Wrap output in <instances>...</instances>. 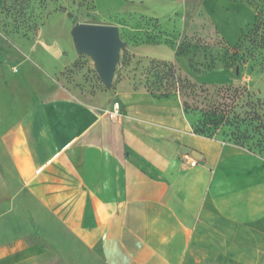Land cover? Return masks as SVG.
Returning a JSON list of instances; mask_svg holds the SVG:
<instances>
[{"label":"crops","instance_id":"obj_1","mask_svg":"<svg viewBox=\"0 0 264 264\" xmlns=\"http://www.w3.org/2000/svg\"><path fill=\"white\" fill-rule=\"evenodd\" d=\"M31 54L0 36V264H264V157L194 133L176 94L82 100Z\"/></svg>","mask_w":264,"mask_h":264},{"label":"rangeland","instance_id":"obj_2","mask_svg":"<svg viewBox=\"0 0 264 264\" xmlns=\"http://www.w3.org/2000/svg\"><path fill=\"white\" fill-rule=\"evenodd\" d=\"M262 5L264 0H180L158 17L144 12L163 10H155L150 0H29L10 9L0 0V36L8 46L31 52L58 85L82 100L96 103L120 83L154 96L176 94L193 128L202 111L228 102L224 97L233 88L243 91L234 102L238 113L249 109L248 102L264 100V47L247 52L241 46ZM80 23L118 30L121 45L109 84L91 55L77 50L72 28ZM170 83L177 88L167 93ZM245 127L251 138L243 146L225 124L208 126L203 135L264 157L258 132Z\"/></svg>","mask_w":264,"mask_h":264},{"label":"trees","instance_id":"obj_3","mask_svg":"<svg viewBox=\"0 0 264 264\" xmlns=\"http://www.w3.org/2000/svg\"><path fill=\"white\" fill-rule=\"evenodd\" d=\"M14 3H9V0H1L2 7L15 8L21 6L23 3H28L29 0H13ZM27 6V5H26ZM25 6V7H26ZM258 21L253 25L249 35H246L241 43V46L247 52H252L256 47H264V5L260 6L257 15ZM34 25H29L32 28ZM248 43V45H244ZM164 66H168L169 70H172L171 64L162 63ZM172 74V73H171ZM183 87V85H181ZM176 83H170L165 92L169 93L171 90H175ZM243 95V91H239L237 88H233L229 95L224 98L228 99V102L220 104L221 106H215L209 110H204L200 113V118L193 125V132L199 135H203L205 128L208 126H218L219 124H225L232 127L234 130L231 132L232 140L240 145H245L251 136L248 132V128H241L244 124L250 129L258 132L260 138L258 139V146L264 147V114L260 113L261 106L264 105L263 101H250L247 103L248 110L244 113H238L235 111L234 102ZM205 136V135H203ZM250 147V146H249Z\"/></svg>","mask_w":264,"mask_h":264},{"label":"water","instance_id":"obj_4","mask_svg":"<svg viewBox=\"0 0 264 264\" xmlns=\"http://www.w3.org/2000/svg\"><path fill=\"white\" fill-rule=\"evenodd\" d=\"M77 50L91 55L97 63V73L105 84L112 80L121 45L116 26L112 24L80 23L72 28Z\"/></svg>","mask_w":264,"mask_h":264},{"label":"built area","instance_id":"obj_5","mask_svg":"<svg viewBox=\"0 0 264 264\" xmlns=\"http://www.w3.org/2000/svg\"><path fill=\"white\" fill-rule=\"evenodd\" d=\"M121 115V107L119 101H113L111 108L107 111L108 119L112 122H116ZM185 161L189 163L190 166H194L197 162L195 159L191 158L189 155L184 156Z\"/></svg>","mask_w":264,"mask_h":264}]
</instances>
